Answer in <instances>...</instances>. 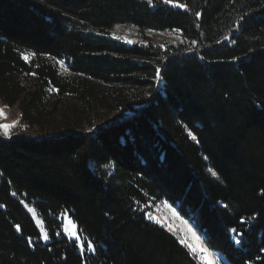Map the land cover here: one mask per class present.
Listing matches in <instances>:
<instances>
[{
    "label": "trees",
    "instance_id": "1",
    "mask_svg": "<svg viewBox=\"0 0 264 264\" xmlns=\"http://www.w3.org/2000/svg\"><path fill=\"white\" fill-rule=\"evenodd\" d=\"M177 2L0 0V102L41 131L0 137V264H202L150 219L161 202L224 264H264V0Z\"/></svg>",
    "mask_w": 264,
    "mask_h": 264
},
{
    "label": "rangeland",
    "instance_id": "2",
    "mask_svg": "<svg viewBox=\"0 0 264 264\" xmlns=\"http://www.w3.org/2000/svg\"><path fill=\"white\" fill-rule=\"evenodd\" d=\"M109 37L127 46L145 45L148 43H153L157 46H178L185 43L179 32H157L149 30L141 31L135 27H117L111 31ZM60 67L65 74H69L67 67L63 63H60ZM0 110H2V114H0V125L14 123V126L9 129L7 134H5L4 130L0 128L1 138L11 139L14 136L38 138V136L41 135L40 130L38 131V129L28 128L22 123L21 115L17 107H8L0 102ZM125 117L127 116H122L119 114L116 115L114 113L107 114L106 117H103V122H108V120L118 121ZM112 170V164L104 167V171L110 174H112ZM147 209L148 215L154 223L164 227L169 233L176 236V238L179 240V243L186 247L199 263L207 264L206 260L200 259L201 253L198 251L194 253L188 246H186L184 243H181L182 240H186L190 245H195L198 248L204 247L208 249L204 242V238L197 232L191 223L184 220L179 215L178 211L174 207L166 202H161L149 203ZM28 211L40 230L43 239L45 241L48 240L45 239L46 232L44 230L43 223L38 218L36 212L30 208H28ZM62 221L64 236L70 241L77 242L80 249L83 250L85 242L82 240L78 227L70 218L69 214L63 215ZM189 228H191V231H189ZM193 233H195V237H198L199 240L194 238ZM88 250L93 251V248L88 247ZM208 251L211 253L210 259L214 262V264H224V259L220 255L210 251L209 249Z\"/></svg>",
    "mask_w": 264,
    "mask_h": 264
},
{
    "label": "snow or ice",
    "instance_id": "3",
    "mask_svg": "<svg viewBox=\"0 0 264 264\" xmlns=\"http://www.w3.org/2000/svg\"><path fill=\"white\" fill-rule=\"evenodd\" d=\"M149 3H151V0H149ZM164 3L166 4H174V6L178 7V8H186L187 5L183 4V3H178L177 0H164ZM25 59H28L27 56H25ZM63 63V62H61ZM33 75H35V73H32ZM159 73H157L158 75ZM0 114H2V110H0ZM14 126V123L13 124H2L0 125V128H2L5 132V134L8 133L9 129L11 127ZM193 139H195V137L193 136ZM17 228H19V226L17 225ZM189 231H191V228H189ZM232 231L235 232V229H233ZM193 236L195 239L199 240L198 237H195V233H193ZM45 239H47V235L45 234ZM181 243H184L186 246H188L194 253L195 252H199L201 253L200 255V259L202 260H206L207 261V264H214V262L210 259L211 257V253L208 251L207 248H204V247H197L195 245H190L188 244V242L186 240H182ZM88 247H92L91 243L89 242L88 244ZM94 250V249H93ZM206 254V255H205Z\"/></svg>",
    "mask_w": 264,
    "mask_h": 264
}]
</instances>
